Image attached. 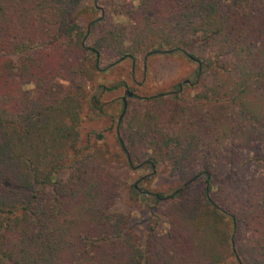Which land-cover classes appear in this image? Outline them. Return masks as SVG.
I'll return each mask as SVG.
<instances>
[{"label": "trees", "instance_id": "16d2710c", "mask_svg": "<svg viewBox=\"0 0 264 264\" xmlns=\"http://www.w3.org/2000/svg\"><path fill=\"white\" fill-rule=\"evenodd\" d=\"M81 2L0 0V264H228L230 257L234 264H264V0H140L141 14L158 11L155 23L141 17L143 28L127 31L106 18L91 41L96 24L76 16ZM160 31L169 45L162 53H182L212 74L197 101L206 102L210 122L226 116L229 131L241 133L237 145L248 150L241 157L230 148L207 151L210 164L199 172L206 179L205 202L184 197L172 203L165 238L149 241L115 208L122 183L100 160L82 155L81 126L86 113L102 114L99 97L86 87L101 71L103 52L126 59L127 35L142 48L146 33ZM193 36L206 56L187 52ZM236 114L244 133L233 122ZM204 118L194 115L200 127H207ZM173 126L171 138L159 128L150 131L154 146L171 149L173 157L191 156L190 146L199 142ZM124 153L132 162L131 148ZM251 164L256 170L245 179L246 205L238 207L231 194L214 187L209 167L241 174ZM131 191L152 214L166 198L156 193L150 201L134 185Z\"/></svg>", "mask_w": 264, "mask_h": 264}, {"label": "rangeland", "instance_id": "374dc122", "mask_svg": "<svg viewBox=\"0 0 264 264\" xmlns=\"http://www.w3.org/2000/svg\"><path fill=\"white\" fill-rule=\"evenodd\" d=\"M175 1L178 2L173 0ZM140 3V0H82L76 16L85 24L94 20L96 28L89 37L91 41L98 37L97 31L106 18L118 30L127 31H132L138 25L141 27L143 24L138 23L141 17L147 19L149 24L155 23L158 11L152 9L149 12L147 10L148 14H141ZM87 29L89 30L88 25ZM165 35L167 33L162 31L149 35L146 33L142 48L134 47L130 42L131 36L127 35L125 48L130 56L123 60L116 61L113 53L103 52L101 71L96 72L92 82L86 87V91L99 97L98 107L101 108L102 114L98 116L93 110L86 113L81 126L82 155H92L100 160L110 169L109 172H112L113 180L122 183V191L115 195V208L128 216V225L134 234L149 241L165 238L168 227L165 212L172 203L184 197H187L188 201L198 197L203 200L206 179L204 173L199 172L210 164L205 159L207 151L218 149L225 153L230 148L238 151L241 157V154L247 153L248 150L245 146L244 150L241 145H237L238 141L242 140L241 133H235L233 127L229 131V124L224 121L226 116L219 124L210 122L206 102L197 101L199 96L206 92L205 85L209 86L213 81L212 74L208 72V75H204L202 70L198 69L197 63L182 53H162L169 48L165 41L168 36ZM189 41L191 42L187 52L206 56L202 48L197 50L194 47L201 45L200 39L193 36L189 37ZM109 61L114 63L106 68L105 63ZM248 100L253 102L255 98L249 96ZM218 109L220 112L223 107L218 106ZM175 113L179 115L177 119ZM195 113L204 114L203 123H207V127L196 124ZM232 113L235 111L230 110L229 115ZM170 119L171 123L164 127V122ZM177 120L180 121L179 125L175 123ZM142 122L146 125L141 127L144 129L138 126ZM233 122L240 130L246 129V124L239 121L237 114L236 117L233 116ZM173 125L180 127L188 138L192 134L196 137L194 141L199 142L198 145L190 146L193 153L191 156L182 159L181 155L175 152L173 157L169 153L171 149L154 146V137L150 131L159 128L171 138L170 134L177 132ZM241 132L244 133L242 130ZM89 133L92 136L88 137ZM93 133L103 134V139H95ZM250 135L252 136V131ZM126 147L131 148L133 152L132 162L129 163L125 159ZM183 150L184 148L179 152ZM212 168L209 167V178L214 180V187L217 186L219 192L223 190L226 194H231L237 206H245L244 194L248 189L245 179H248L249 173L251 175L256 170V164H251L248 171L241 174H225L223 169L218 172L219 168L216 171H212ZM133 185L139 190L138 193H146L150 201L153 200L154 194H164L166 198L157 205L154 214L148 205L137 201L131 191ZM180 193H183L181 198H167ZM204 202L203 200L201 203ZM243 227L246 225L243 224ZM227 260L228 264H234L232 257Z\"/></svg>", "mask_w": 264, "mask_h": 264}]
</instances>
